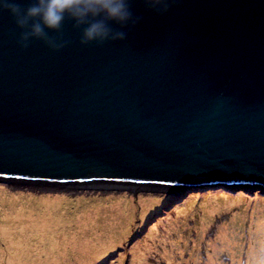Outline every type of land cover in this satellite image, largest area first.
<instances>
[{
  "label": "water",
  "instance_id": "1",
  "mask_svg": "<svg viewBox=\"0 0 264 264\" xmlns=\"http://www.w3.org/2000/svg\"><path fill=\"white\" fill-rule=\"evenodd\" d=\"M132 8L126 41L68 20L60 52L0 13V197L264 202V0Z\"/></svg>",
  "mask_w": 264,
  "mask_h": 264
},
{
  "label": "rangeland",
  "instance_id": "2",
  "mask_svg": "<svg viewBox=\"0 0 264 264\" xmlns=\"http://www.w3.org/2000/svg\"><path fill=\"white\" fill-rule=\"evenodd\" d=\"M209 262L264 264V202L190 198L125 206L93 193L0 197V264Z\"/></svg>",
  "mask_w": 264,
  "mask_h": 264
},
{
  "label": "clouds",
  "instance_id": "3",
  "mask_svg": "<svg viewBox=\"0 0 264 264\" xmlns=\"http://www.w3.org/2000/svg\"><path fill=\"white\" fill-rule=\"evenodd\" d=\"M135 0H29L22 7L19 0H0V13L9 14L20 30L18 46L27 50L34 40L42 41L52 52L70 45L63 27L70 20L81 33L80 46L103 47L109 42H124L128 30L143 20L133 12ZM145 8L157 16L167 15L181 0H142ZM56 33L50 37L49 33Z\"/></svg>",
  "mask_w": 264,
  "mask_h": 264
},
{
  "label": "bare ground",
  "instance_id": "4",
  "mask_svg": "<svg viewBox=\"0 0 264 264\" xmlns=\"http://www.w3.org/2000/svg\"><path fill=\"white\" fill-rule=\"evenodd\" d=\"M19 211H22V209H21V210L19 209ZM262 223H263L262 221H257V223H256V227H257V228H261V226H262V228H263V224H262ZM261 230H262V229H260L259 231H261ZM230 234H232V233L230 232ZM228 236H229V235L226 233V234H225V238L227 239V241H229V247H232L231 244L234 245V242L232 241L233 238L228 237ZM211 259H213V258H211ZM214 260H215V259L211 260V262L214 261ZM211 262H209V264H210Z\"/></svg>",
  "mask_w": 264,
  "mask_h": 264
},
{
  "label": "trees",
  "instance_id": "5",
  "mask_svg": "<svg viewBox=\"0 0 264 264\" xmlns=\"http://www.w3.org/2000/svg\"><path fill=\"white\" fill-rule=\"evenodd\" d=\"M234 189H235V188H233V190H234ZM248 189H249V188H248ZM248 189H247V190H248ZM249 190H250V189H249ZM185 191H188V190H185ZM185 191H184V192H185Z\"/></svg>",
  "mask_w": 264,
  "mask_h": 264
}]
</instances>
